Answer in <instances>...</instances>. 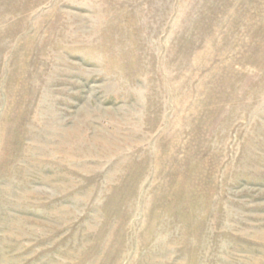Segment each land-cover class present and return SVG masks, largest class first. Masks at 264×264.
I'll return each instance as SVG.
<instances>
[{"label": "rangeland", "instance_id": "rangeland-1", "mask_svg": "<svg viewBox=\"0 0 264 264\" xmlns=\"http://www.w3.org/2000/svg\"><path fill=\"white\" fill-rule=\"evenodd\" d=\"M0 264H264V0H0Z\"/></svg>", "mask_w": 264, "mask_h": 264}]
</instances>
